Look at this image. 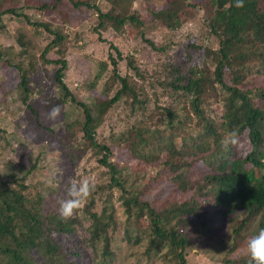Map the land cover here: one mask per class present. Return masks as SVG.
Listing matches in <instances>:
<instances>
[{"label":"trees","instance_id":"trees-1","mask_svg":"<svg viewBox=\"0 0 264 264\" xmlns=\"http://www.w3.org/2000/svg\"><path fill=\"white\" fill-rule=\"evenodd\" d=\"M141 3L162 28L159 40L135 0H0V35L11 37L14 17L22 23L12 34L18 50L0 41V67L11 73L0 79V92L4 83L15 84L17 124L53 133L56 120L46 114L60 105L63 151L82 173L98 170L94 193L62 221L59 184L33 183L42 154H25L26 169L7 160L17 173L11 179L0 173L5 264H189L196 248L223 242L231 244L216 263L249 264L246 242L264 228V0H244L242 8L235 0ZM181 4L198 28L187 27ZM89 15L99 40L103 31H134L151 55L143 62L136 57L141 48L123 55L110 43L117 57L110 50L85 82L94 89L103 81L102 97L90 103L66 80L68 53L83 40L71 23ZM41 101L43 117L35 106ZM232 130L238 143L225 151L221 139ZM17 142L0 126L1 157Z\"/></svg>","mask_w":264,"mask_h":264},{"label":"rangeland","instance_id":"rangeland-1","mask_svg":"<svg viewBox=\"0 0 264 264\" xmlns=\"http://www.w3.org/2000/svg\"><path fill=\"white\" fill-rule=\"evenodd\" d=\"M43 0H28V2H41ZM135 5L140 6V12L138 13L145 21H154V18L150 15L149 11L146 9V4L141 3V0H135ZM178 11L183 18L187 19L186 25L189 28H198L200 23L197 22V18L192 16V12L187 8L185 4H181L178 7ZM34 12V11H33ZM75 12V16L80 15ZM34 14H37L34 12ZM11 18L10 15H5L4 19L8 20ZM87 20L83 19L79 22H72L71 26L74 29L79 30L82 33L83 40L79 41L77 45L74 46L68 53L69 65L66 71V80L69 84V87L77 96V98L85 100L87 102H92L94 98L102 97L100 94V89L103 84L101 80L98 85L94 89H88L85 87V82L92 79L93 75L97 69V62L99 60H108V53L111 50L113 55L116 56V51L114 49L109 48V44L113 43L118 47V49L122 52L123 55L127 53H131L134 51V48H141L142 53L140 55H136L137 58H140L143 62H149V60L145 58H151V55H147L150 53V48L146 45L144 46V42L141 40L140 36L137 32H132L130 35L124 36L119 35L112 30L103 31L102 36L105 38V41H101L98 39V35L90 30V22H93V17L91 15L88 16ZM22 23H18L17 19H12L9 24V35L11 37H7L6 33L0 35L1 44L6 45V43H12L15 47V50H18V45L14 41L13 32L14 28L19 26ZM147 31L156 39L159 40L162 36L161 26L157 25L154 21L152 25H146ZM169 36V33H168ZM140 61V62H141ZM119 67L121 69L125 68V59H121L118 62ZM111 67H109L110 69ZM10 69L7 65L0 67V79H4V81L8 80L11 76L9 73ZM263 81V79L259 78L258 82ZM17 80L14 81L16 83ZM8 90V91H7ZM13 90V91H12ZM11 92V93H8ZM17 91L15 89V84L12 83H4L3 90L0 92V104L7 105L1 108V116H0V126L6 130V137L9 140L18 141L15 144V150L10 151L7 149L5 153V157L0 156V173L4 178L11 179L12 174H16L17 171L13 169V167L8 163L7 160L22 162L24 169H26L30 165V159L25 157V154L30 157H35L39 153L42 154L41 161L38 163V174L37 178L33 182L35 186H50L47 181L49 178L54 177V184H59V192L55 193V197H63L64 199H68L67 190L71 186L73 182L78 181L77 176H80L82 180L90 178L93 180L97 177V169H95L91 173H82L81 168L77 169L76 165L72 164L70 155L67 150L63 151V147L59 144L60 138L63 136L65 129L63 120L57 119L50 126L53 128V133L43 128H32L29 124L19 126L16 122L18 109L16 104L14 103L15 97H17ZM36 108H38L40 116L43 117L46 113V105L43 101L35 103ZM5 107V108H4ZM4 108V109H3ZM3 109V110H2ZM227 134L224 135V137ZM222 137V139L224 138ZM221 139V141H222ZM22 143L24 147L19 146ZM207 151H213V147L206 146ZM123 152L119 156H122ZM87 163L92 165L93 160L87 158ZM135 170V168H134ZM25 171V170H24ZM60 176L59 180H57V175ZM59 173V174H58ZM65 175V176H64ZM3 188V183L0 181V189ZM3 199L7 202H11V198L9 195H4ZM60 198L58 202H60ZM57 202H52V206H56ZM0 217L3 219L5 217L4 214V206L0 201ZM4 220V219H3ZM199 238V237H198ZM202 237L198 239L201 240ZM230 242L223 248L224 242L220 243L216 246L214 245H203L205 251H199L198 248L194 250V253L189 256V264H218L215 261V258H222L225 255V251L227 247L230 246ZM209 248V249H207ZM0 264H5V257L0 255ZM139 264H153L147 263L145 260L141 261ZM158 264V263H154Z\"/></svg>","mask_w":264,"mask_h":264},{"label":"clouds","instance_id":"clouds-1","mask_svg":"<svg viewBox=\"0 0 264 264\" xmlns=\"http://www.w3.org/2000/svg\"><path fill=\"white\" fill-rule=\"evenodd\" d=\"M235 7H244V0H235ZM61 106H53L46 118L55 121L60 118ZM238 143V134L235 130L230 131L221 141V147L227 151L229 146H235ZM47 183L55 186L54 177L49 178ZM96 182L90 179H84L79 183L73 182L67 190L68 199L60 201L58 208L59 218L67 221L73 218L77 210L81 209L86 201L96 190ZM246 250L249 256V264H264V228L259 229L254 235L250 236L246 242Z\"/></svg>","mask_w":264,"mask_h":264}]
</instances>
